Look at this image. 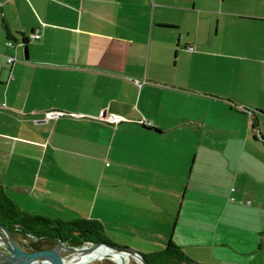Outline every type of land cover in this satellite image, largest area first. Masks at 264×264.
<instances>
[{"label": "crops", "instance_id": "crops-1", "mask_svg": "<svg viewBox=\"0 0 264 264\" xmlns=\"http://www.w3.org/2000/svg\"><path fill=\"white\" fill-rule=\"evenodd\" d=\"M260 109L264 0H0V192L29 213L264 264Z\"/></svg>", "mask_w": 264, "mask_h": 264}, {"label": "water", "instance_id": "water-1", "mask_svg": "<svg viewBox=\"0 0 264 264\" xmlns=\"http://www.w3.org/2000/svg\"><path fill=\"white\" fill-rule=\"evenodd\" d=\"M110 258L118 264H152L148 256L133 245L106 239L74 241L62 236L42 247L22 243L6 223L0 221V264H82ZM168 264H214L207 261L187 260Z\"/></svg>", "mask_w": 264, "mask_h": 264}, {"label": "trees", "instance_id": "trees-1", "mask_svg": "<svg viewBox=\"0 0 264 264\" xmlns=\"http://www.w3.org/2000/svg\"><path fill=\"white\" fill-rule=\"evenodd\" d=\"M21 40L26 43L28 36L23 35ZM259 111L264 112L262 109ZM0 221L10 226L22 243L30 247H42L53 243L58 240L59 236L74 241L82 239H106L111 241L106 236L103 223L97 218L60 219L29 213L21 209L3 192H0ZM147 256L152 264H168L190 260V257L172 239L169 240L164 249ZM110 260L113 264H118L114 260ZM90 262L86 264H90ZM95 263L105 264L104 258Z\"/></svg>", "mask_w": 264, "mask_h": 264}, {"label": "built area", "instance_id": "built-area-1", "mask_svg": "<svg viewBox=\"0 0 264 264\" xmlns=\"http://www.w3.org/2000/svg\"><path fill=\"white\" fill-rule=\"evenodd\" d=\"M31 35L33 37H39L40 36V32L38 30H36V31H33L31 33ZM14 42L15 41L12 38H8L6 40V43L8 45L14 44ZM187 48L193 50V49H195V45L189 44V45H187ZM15 58L16 57L14 55H11V54L7 55V60H8L9 63L14 61ZM63 113H65V111L62 110V109H48V110H45V112H44V118L48 119V118L56 117V116H59L60 114H63ZM72 113L74 114V112H72ZM100 116L102 118L110 121V122H118L122 118V116L120 114H118V113H116L114 111H107L105 108H103L101 110ZM141 120L150 122L149 120H146L145 118H143Z\"/></svg>", "mask_w": 264, "mask_h": 264}, {"label": "rangeland", "instance_id": "rangeland-1", "mask_svg": "<svg viewBox=\"0 0 264 264\" xmlns=\"http://www.w3.org/2000/svg\"><path fill=\"white\" fill-rule=\"evenodd\" d=\"M262 129L260 128H256V133L258 134L259 139H261V137H264V122L261 123L260 126ZM263 130V131H262ZM263 135V136H262ZM194 145H196V143H194ZM101 261V260H100ZM95 262H98V260H94L92 262H90V264H94ZM104 263L105 264H113V262L109 259V258H104ZM86 264V263H85ZM96 264V263H95Z\"/></svg>", "mask_w": 264, "mask_h": 264}]
</instances>
